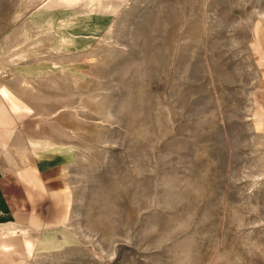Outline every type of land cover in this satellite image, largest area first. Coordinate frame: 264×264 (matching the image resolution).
I'll list each match as a JSON object with an SVG mask.
<instances>
[{"label": "rangeland", "instance_id": "obj_1", "mask_svg": "<svg viewBox=\"0 0 264 264\" xmlns=\"http://www.w3.org/2000/svg\"><path fill=\"white\" fill-rule=\"evenodd\" d=\"M0 103V172L57 163L1 258L264 264V0H0Z\"/></svg>", "mask_w": 264, "mask_h": 264}, {"label": "crops", "instance_id": "obj_2", "mask_svg": "<svg viewBox=\"0 0 264 264\" xmlns=\"http://www.w3.org/2000/svg\"><path fill=\"white\" fill-rule=\"evenodd\" d=\"M46 157L47 156L45 155L44 157H37L31 164V172L19 170L16 178H12L4 172H0V249L2 250L0 256H7L10 253L9 248H11L12 244L6 238L16 237L15 233L17 232L15 230L17 229L14 228V226H42L40 218L36 215V212L31 213L29 211L28 199L32 192L30 191V185L28 182L34 177H41L43 181L46 176L56 173V169L52 168L55 167L57 163L53 160L46 161ZM29 173H31L30 176ZM44 184L46 186H44ZM49 186L50 185L43 181V184L39 187L42 190H45V187L49 188ZM20 189H22V191ZM50 194L53 197H57L60 202L64 203L66 195H63L61 189H57L54 192L50 191ZM17 202H19V204H16ZM19 230L22 231L21 229ZM20 241H22L20 242L22 245L25 247L27 246L23 240L20 239ZM13 249L18 250L14 247ZM19 253L21 255L24 254L21 251H19ZM10 259L16 260L17 262L21 258L18 259L17 255H9V260ZM8 261L7 259L0 257V264H16Z\"/></svg>", "mask_w": 264, "mask_h": 264}, {"label": "bare ground", "instance_id": "obj_3", "mask_svg": "<svg viewBox=\"0 0 264 264\" xmlns=\"http://www.w3.org/2000/svg\"><path fill=\"white\" fill-rule=\"evenodd\" d=\"M61 37L60 39V41H61V43H60V46L62 47V46H64V47H72L74 44H77V42H81V41H84V39L82 38V39H79L78 37H76V36H70V35H68V34H64V33H59L58 32V35H57V37ZM85 42V41H84ZM3 94V97H5V100H7V101H10V98L8 97V95L7 94H5V93H2ZM2 103H0V115L1 114H4V111L2 112ZM14 108H15V110H21V106H19V105H17V106H14ZM2 252V251H1Z\"/></svg>", "mask_w": 264, "mask_h": 264}]
</instances>
